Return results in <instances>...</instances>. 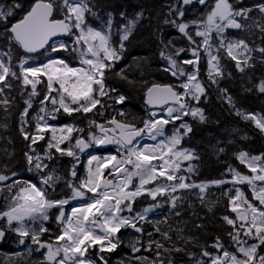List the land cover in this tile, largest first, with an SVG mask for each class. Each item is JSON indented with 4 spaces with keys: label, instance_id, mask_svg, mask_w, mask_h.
<instances>
[{
    "label": "snow or ice",
    "instance_id": "snow-or-ice-1",
    "mask_svg": "<svg viewBox=\"0 0 264 264\" xmlns=\"http://www.w3.org/2000/svg\"><path fill=\"white\" fill-rule=\"evenodd\" d=\"M197 4L203 11L187 19L186 6ZM162 7L167 9L162 24L179 36L166 37L159 23L152 35L159 40V57L165 61L161 70L176 83L145 84L146 114L138 123L128 119L129 113L113 108L128 97L111 81L135 83L116 65L125 58L143 21L151 22V13L143 5L133 13L112 0H12L0 5V110L6 121L16 101L5 89L13 90V81L17 82L25 105L19 131L28 142L23 165L35 173L19 178L12 166L14 157L5 150L9 159L0 167V241L12 233L28 254L45 250L38 264H109L105 253L115 252L124 243L118 234L128 229L140 234L129 241L132 252L151 254V258L136 255V264H177L173 254L186 255L189 264H264V152L234 153L247 173L229 165L230 179L197 183L191 178L198 171L194 161L200 156L195 149L182 146L194 131L186 117L198 124L209 123L200 105L208 100L213 86L236 116L251 121L264 134V115L238 107L228 89L220 86L226 75H232L226 73V60L234 62L242 75L264 66V0L250 5L244 0H171ZM232 30L243 35L235 36ZM180 40L183 46H178ZM62 52L71 59L59 55ZM33 54L46 60L32 64ZM253 89L264 94V76L245 91ZM110 108L115 114L109 115ZM65 115L73 122L50 123ZM77 120L85 121L86 127ZM168 125H172L170 135ZM40 141H46L42 151L36 147ZM107 146H114L115 151L94 154ZM85 153V171L80 175L78 166ZM64 157L70 158L67 172L61 163ZM184 162L186 167H182ZM61 184L67 192L58 195ZM229 184L231 188L222 194L230 214L220 217L231 229L226 232L227 242L216 236L212 243H201L190 234L187 221L174 227L167 217L155 222L148 219L149 213L161 207L159 197L166 199L175 217L182 216L189 195L212 212L218 201L206 199L208 189ZM142 197L153 203L137 211L135 205ZM53 215L58 232L42 239L51 233L46 224ZM145 223L153 226V232H147V246L141 243ZM161 223L168 227H160ZM193 227L205 226L195 223ZM188 246L199 252L189 251Z\"/></svg>",
    "mask_w": 264,
    "mask_h": 264
},
{
    "label": "trees",
    "instance_id": "trees-1",
    "mask_svg": "<svg viewBox=\"0 0 264 264\" xmlns=\"http://www.w3.org/2000/svg\"><path fill=\"white\" fill-rule=\"evenodd\" d=\"M11 2L12 0H0V5H7ZM169 2L171 0H112L114 5L123 4L129 13L135 12L138 6L143 5L151 13L152 17L151 22L145 20L139 26L132 43L128 46L125 58L116 65L117 71L122 68L125 69L128 78L135 81V83L130 85L119 78H114L111 81L120 93L128 97L123 105H114L113 108L129 113L128 119L135 118L138 123L146 114L145 110L147 106L144 103L145 84H151L152 82L162 84L176 83L175 78L161 70V66L165 64V61L159 57V40L152 35L153 29L159 23L166 37L169 35L173 37L179 36L174 29L162 24V14L167 11L162 6ZM253 2L254 0H244L245 5H250ZM202 11L201 8L189 7L186 18L192 19ZM158 16L161 19L158 20ZM16 18L18 19L19 15ZM117 23H120L118 14ZM237 35L239 36V34ZM184 43L183 40H180L178 46H183ZM256 43H259L258 39H256ZM59 55L64 56L66 59H71L68 53L62 52ZM32 59L44 61L46 58L41 55L33 57ZM145 59L146 63H144ZM224 63L226 73L230 72L232 75H226L225 79L221 80L220 86L228 89L229 94L236 101L238 107L248 112L264 115V94L259 93L255 89L245 91L246 88L251 86V82H258L260 77L264 76V66L258 65L254 71L250 69L249 72L251 75H242L236 70L234 62L226 60ZM205 69L206 66L203 64L201 66V73L203 79L206 80L207 77L204 75ZM13 84V90L9 91L5 89L8 96L14 97L16 101L6 121L4 119V112L0 110V124L6 122L8 125L6 129L0 127V167H3L4 163L9 159L6 152L11 153L14 157L12 166L19 173V177H25L28 172L23 165V153L27 150L26 145L28 142L23 139L19 131V115L25 105L23 98H21L17 82L13 81ZM38 106V103L34 104L33 109H30V116L36 113ZM200 106L205 109V113L209 117V123L198 124L188 117L185 118L189 123L194 125V131L190 138L186 137L182 142L183 147L195 149L200 156L198 161H194L197 164L198 171L192 175L191 179L197 183L215 179H230V174L227 172L229 165L241 172L247 173L248 170L244 165L240 164L234 153L241 150L248 151L253 155L264 152V135L251 122L236 116L234 110L230 109L217 95L214 86L209 88L208 100ZM113 108L108 110L109 115L115 114ZM97 119L99 120L101 118L97 117ZM72 122L73 120L65 115L60 117L58 124ZM76 123L81 127L86 125V122L82 120H77ZM43 142H39L36 146L38 151L43 150ZM221 147L225 151L223 153H217L216 149ZM68 159L70 158H62L61 163L64 165L63 172H67V169L71 166L70 160ZM227 186L213 187L207 191V200L218 201L212 212H209L206 207H203L195 195H189L187 203L184 205L182 216L175 217L171 215L170 206L166 202V199L159 197L158 200L161 207H159L160 210H157L153 217L155 215L158 216L157 221H160L158 218L164 220L167 217L169 223L174 227L180 224L181 221H187L188 229L191 230L190 234L198 236L201 243L205 241L212 243L216 236H220L227 242L226 232L231 229L220 218L222 215L230 214L226 207L227 197L222 194L227 189ZM64 192H67V189H64L63 184H61V188L58 189V195H62ZM245 192L249 196L246 189ZM152 203L153 201L150 198L145 199L142 197L135 205V208L139 211ZM189 203L192 205L191 208L188 207ZM201 217L203 218L202 220L199 219ZM150 221L155 222L152 219ZM195 223H203L205 226L204 229H195L193 227ZM149 226L151 227L152 223H149V225L146 223V227ZM160 227L167 228L168 225L161 223ZM188 250L195 253L199 252V248L193 246H188ZM173 256L174 259H177V264H189L186 255L173 254Z\"/></svg>",
    "mask_w": 264,
    "mask_h": 264
},
{
    "label": "flooded vegetation",
    "instance_id": "flooded-vegetation-1",
    "mask_svg": "<svg viewBox=\"0 0 264 264\" xmlns=\"http://www.w3.org/2000/svg\"><path fill=\"white\" fill-rule=\"evenodd\" d=\"M193 8H202L200 5H194V6H189ZM114 148L107 150L104 154H107L109 152H114ZM97 154H103V153H98V151H95ZM28 172V171H27ZM29 173V172H28ZM35 176V173L33 174ZM21 179L29 178V176L25 177H19ZM3 206V200L0 199V207ZM53 213H55L56 210H52ZM160 221L163 219L158 218ZM46 227L51 229L50 234H45L42 239L47 240L49 238V235L54 236L58 232L57 225L55 224V218L54 215L52 216V219L47 222ZM144 227L146 228V233L141 237V243H143L145 246H147V232H153V226H149L148 228L146 227V223L144 224ZM118 235L121 236L123 239L124 243L113 253H105V255L109 259V264H118V261H124L125 264H136L134 261V257L136 255L139 256H149L151 258V254L148 252H145L141 250L139 253H133L131 250V247L128 246L129 241L133 240L135 237L140 236V234L135 233L132 229L128 230H121V233ZM154 236L159 239V234L154 233ZM30 244L31 242L28 241ZM139 246V245H137ZM33 248L35 247L34 245L32 246ZM43 251L41 252H31V254H28L26 246L24 245H19L16 242L15 234L9 233L7 237L3 240L0 241V264H38L39 261L43 260Z\"/></svg>",
    "mask_w": 264,
    "mask_h": 264
},
{
    "label": "rangeland",
    "instance_id": "rangeland-1",
    "mask_svg": "<svg viewBox=\"0 0 264 264\" xmlns=\"http://www.w3.org/2000/svg\"><path fill=\"white\" fill-rule=\"evenodd\" d=\"M234 31V30H233ZM237 34H239V36L240 35H243L242 33H239V32H236V33H234L233 32V35H235V36H238ZM46 58V57H45ZM46 60V59H45ZM44 60V61H45ZM40 62H42V61H36V60H34V59H32V60H30V63H32V64H35V65H38ZM205 66H206V64H205ZM42 98V97H41ZM39 107V106H38ZM38 109V108H37ZM159 111V110H158ZM33 115H35V113L33 114ZM31 116H32V114H31ZM30 116V117H31ZM187 118V117H186ZM188 118H190V119H192L191 117H188ZM59 119H60V117L56 120V121H50V123H53V124H55V125H61V124H58V122H59ZM249 122H251V121H249ZM252 123V122H251ZM178 124H179V122H177V126H178ZM253 124V123H252ZM254 125V124H253ZM84 127H86V125L84 126ZM34 129H35V122L33 121L32 122V124H31V131H34ZM167 131H168V134L170 135L171 134V131H172V125H168L167 126ZM85 135H86V133H85ZM264 135V134H263ZM40 142H42V141H40ZM145 142H148V143H151V141H145ZM45 144H46V141H44L43 142V148L45 147ZM114 148V147H113ZM114 150H115V148H114ZM88 151H92V150H88ZM97 151H98V153H103V154H97L96 152H94V154H97V155H101V156H103V155H106V154H104L105 152H107V150H104V151H102V149H97ZM68 160H70V159H68ZM86 161H87V154L85 153V154H81V164L78 166V171H79V173H80V175H83L84 174V171H85V169H84V164L86 163ZM186 165H187V162H184L183 164H182V167H186ZM247 169V168H246ZM33 174L34 173H26V176H29V177H31V176H33ZM185 175L187 174V173H184ZM38 182V181H37ZM213 187H215V186H212V187H210L209 189H211V188H213ZM245 187V189L247 190V187L246 186H244ZM218 188V187H217ZM228 188H231V185L229 184L228 186H227V189ZM208 189V190H209ZM248 192V194H249V197H251V192L250 191H247ZM234 194V193H233ZM163 199H164V197H162ZM151 200V199H150ZM73 203H75V202H73ZM159 211L160 209H159V207L158 208H156V209H154V211L153 212H151V213H149V217H148V219H149V221L152 219V220H155V221H157V217L158 216H156L155 215V217H153L154 216V214L156 213V211ZM148 225H149V223H147ZM148 228V227H147Z\"/></svg>",
    "mask_w": 264,
    "mask_h": 264
},
{
    "label": "water",
    "instance_id": "water-1",
    "mask_svg": "<svg viewBox=\"0 0 264 264\" xmlns=\"http://www.w3.org/2000/svg\"><path fill=\"white\" fill-rule=\"evenodd\" d=\"M38 56H40V55L39 54H33V57H38ZM157 111H158V109H157ZM111 147L112 146H107L106 148H102V151L107 150V149H109ZM86 151H88V150H86Z\"/></svg>",
    "mask_w": 264,
    "mask_h": 264
}]
</instances>
